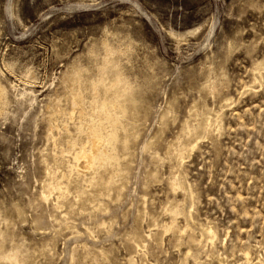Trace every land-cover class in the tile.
<instances>
[{
	"label": "rangeland",
	"instance_id": "rangeland-1",
	"mask_svg": "<svg viewBox=\"0 0 264 264\" xmlns=\"http://www.w3.org/2000/svg\"><path fill=\"white\" fill-rule=\"evenodd\" d=\"M0 86V264H264V0H0Z\"/></svg>",
	"mask_w": 264,
	"mask_h": 264
},
{
	"label": "bare ground",
	"instance_id": "bare-ground-1",
	"mask_svg": "<svg viewBox=\"0 0 264 264\" xmlns=\"http://www.w3.org/2000/svg\"><path fill=\"white\" fill-rule=\"evenodd\" d=\"M105 64H106V62H105ZM108 65H109V63H108ZM74 79H77V75L74 76ZM1 92H2V89H1V86H0V95H1ZM108 92H111V91H108ZM94 93H97V92H94ZM90 107L92 108V112L97 111V113L101 117V120H103L104 123L103 122H94V121H92L93 119L92 120L91 119L90 120L86 119V121H84V123H83V125L81 127L87 132V138L85 140L88 139V145L86 146L85 143H84V146H82L80 148L78 155L80 156V158H82L84 160L85 165L83 164V166H86L85 168L87 170H88V168H91L95 164H100V163H102L104 161H116L117 160V157L114 155L115 153L113 151L112 152L114 154L109 152L105 145L107 143L110 144V143L116 141L117 137H116V131L115 130H116L117 125L119 124V120H118V118H119L118 115L119 114L118 113L124 114L125 110H126L122 106L121 102L119 101V96H116L114 99H112L111 101H109L107 103H105V102L103 103L102 102L100 104H97L96 102H93V104ZM47 108H49V107L47 106ZM53 109H54V107H53ZM50 110H47V111L49 112ZM90 111H91V109H90ZM75 114L78 116L79 120L80 119H84V117L86 116V111L84 109V101H83V98L81 97V95L79 93H77V92H71L70 93V112L66 113L64 110L56 108V109L53 110V115H60V116L61 115H67V116L71 117V116H73ZM48 116H49V118H51L50 115H48ZM95 117H97V116H95ZM86 118H87V116H86ZM97 119H98V117H97ZM99 121H100V119H99ZM104 125H106V127H104ZM104 128H106V129L108 128V131H107L106 135L103 134ZM83 135H84V133H83ZM109 148H110V146H109ZM81 168H83V167H81ZM81 168H78V169H81ZM85 168H84V170H85ZM81 174H83V173H81ZM84 178H85V176H84ZM78 181H79V179H78ZM58 191H60V189ZM44 198H46V197H44ZM137 246H139V245H137ZM249 255L250 254L248 252H244V254H243L244 261L242 262V264H251L252 263L251 262V258L252 257L250 258ZM259 262H261V261H259ZM260 264H262V263H260Z\"/></svg>",
	"mask_w": 264,
	"mask_h": 264
}]
</instances>
